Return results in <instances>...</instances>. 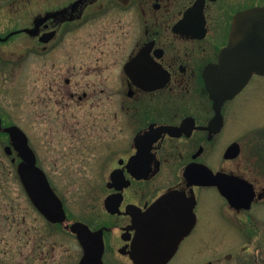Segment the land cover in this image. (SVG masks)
<instances>
[{
  "label": "flooded vegetation",
  "instance_id": "1",
  "mask_svg": "<svg viewBox=\"0 0 264 264\" xmlns=\"http://www.w3.org/2000/svg\"><path fill=\"white\" fill-rule=\"evenodd\" d=\"M99 24L123 26L127 45L117 70L119 89L110 75L112 87L99 89L96 74L92 93L69 95L96 108L105 96L112 116H122L125 131L119 142L117 132L107 130L106 150L115 153L108 161L112 168L86 219L74 222L100 233L103 264L149 263L151 254L170 255L166 264H187L196 253L206 264V218L204 225L201 221L206 198L214 199L212 214L236 232L244 217H254L253 207L264 204V162L256 154L258 162L243 166L241 142L226 138L238 120L248 126L242 108L253 105L258 87L264 91V74H252L223 101L210 88L233 39L239 45L264 42V0H0V73L10 52L2 45L19 36L27 41L28 55L50 56L65 51L72 38L80 51L83 29ZM257 102L259 108L253 105L245 113L264 120V97ZM0 120V136L9 143L4 153L17 167L16 152H5L10 141L4 129L14 124H4L1 111ZM251 132L264 142V128ZM234 144L237 154L231 157ZM191 169L202 184L191 180ZM207 170L249 183L255 193L250 208L232 206L217 186L206 185ZM225 189L243 192L236 185Z\"/></svg>",
  "mask_w": 264,
  "mask_h": 264
},
{
  "label": "rangeland",
  "instance_id": "2",
  "mask_svg": "<svg viewBox=\"0 0 264 264\" xmlns=\"http://www.w3.org/2000/svg\"><path fill=\"white\" fill-rule=\"evenodd\" d=\"M121 35V25L88 26L82 31L80 51H76L78 42L72 38L65 51L50 56L28 55L23 36L2 45L3 51H10L3 57L8 67L0 73L3 123L17 125L26 133L37 164L62 199L68 218L65 224L52 229L33 209L16 178V165L4 153L8 140L0 136V264L79 261L81 248L64 227L86 219L97 189L102 191L101 184L112 168L108 161L115 153L106 150L111 134L107 130L116 131V139L121 142L120 132L125 128L122 116L109 112L105 96L96 108L90 101L79 105L69 94L92 93L96 74L99 89L112 87L106 80L109 75L114 79L115 91L119 89L117 70L125 59L127 45ZM262 96L264 91L258 87L252 100L255 107L259 108L257 101ZM253 105L242 108V118L248 120V126L240 119L235 128L231 125L226 132L227 139L237 136L241 142L243 166L258 162L256 154L259 162H264V142L251 132L253 128L263 129L264 120L245 113H250ZM212 200V196L206 198V216H201L203 225L206 218V264H264V204H256L252 209L254 217H244L241 232H236L228 230L224 221L212 214ZM197 255L187 264H200ZM227 255H231L230 259H226Z\"/></svg>",
  "mask_w": 264,
  "mask_h": 264
},
{
  "label": "water",
  "instance_id": "3",
  "mask_svg": "<svg viewBox=\"0 0 264 264\" xmlns=\"http://www.w3.org/2000/svg\"><path fill=\"white\" fill-rule=\"evenodd\" d=\"M243 51L242 53L240 51ZM239 53V55L237 54ZM264 74V42L253 41L245 42L240 45L233 39L228 48L221 56L220 63L216 67L215 76L210 81V88L216 100L223 101L236 95L252 74ZM1 123V120H0ZM9 135L10 146L5 148L7 155L16 152L20 159L16 167V172L20 183L38 213L51 224H63L66 222V213L60 197L51 187L44 171L37 165L34 151L29 145L25 133L17 126H9L4 129ZM237 145H232L228 149V154L234 157L237 153ZM13 150V151H12ZM206 185L217 186L219 192L227 198L232 206L244 209L250 208L254 199L252 186L245 180L225 176L222 174L214 175L207 170ZM191 169L189 177L195 178ZM202 178V177H201ZM196 179V178H195ZM195 184H202L203 178L199 181L194 180ZM225 185H236L242 187V193L227 191ZM111 198H108L106 202ZM65 228L75 235L79 242L83 254L77 264H103V241L99 232H92L85 224L74 222L66 225ZM151 256V262L138 264H166L170 255ZM230 256H227L229 259Z\"/></svg>",
  "mask_w": 264,
  "mask_h": 264
},
{
  "label": "trees",
  "instance_id": "4",
  "mask_svg": "<svg viewBox=\"0 0 264 264\" xmlns=\"http://www.w3.org/2000/svg\"><path fill=\"white\" fill-rule=\"evenodd\" d=\"M34 209V208H33ZM35 210V209H34ZM47 225L49 226V227H51L52 229H54L55 228V226H57V225H52V224H50V223H48L47 222Z\"/></svg>",
  "mask_w": 264,
  "mask_h": 264
}]
</instances>
